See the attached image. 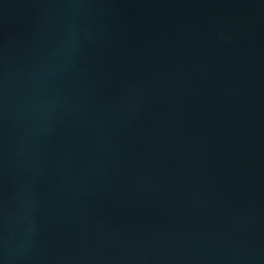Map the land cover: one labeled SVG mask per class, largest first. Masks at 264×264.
<instances>
[{
  "label": "water",
  "instance_id": "1",
  "mask_svg": "<svg viewBox=\"0 0 264 264\" xmlns=\"http://www.w3.org/2000/svg\"><path fill=\"white\" fill-rule=\"evenodd\" d=\"M0 264H264V0H0Z\"/></svg>",
  "mask_w": 264,
  "mask_h": 264
}]
</instances>
